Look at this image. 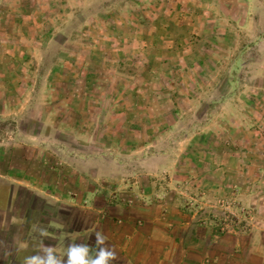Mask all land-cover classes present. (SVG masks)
<instances>
[{
    "label": "rangeland",
    "instance_id": "obj_1",
    "mask_svg": "<svg viewBox=\"0 0 264 264\" xmlns=\"http://www.w3.org/2000/svg\"><path fill=\"white\" fill-rule=\"evenodd\" d=\"M52 82L79 87L56 85L55 93ZM0 86L24 100L0 116V145H31L41 130L39 141L65 145L42 121L61 109L44 99L65 93L104 100L107 130L139 134L69 145L76 158L100 152L121 163L97 184L99 198L62 202L22 192L14 210L24 213V236L55 244L60 264L72 246H87L93 257L100 248L114 252L103 232L125 224L120 209L138 206L161 209L204 263L226 250L250 261L264 256V0H0ZM3 219L0 212V229ZM39 256L46 259L45 249ZM120 258L111 264H124Z\"/></svg>",
    "mask_w": 264,
    "mask_h": 264
},
{
    "label": "crops",
    "instance_id": "obj_2",
    "mask_svg": "<svg viewBox=\"0 0 264 264\" xmlns=\"http://www.w3.org/2000/svg\"><path fill=\"white\" fill-rule=\"evenodd\" d=\"M56 85H59L61 91L65 90L71 93L74 88L79 87L76 82H64L63 84L52 82L49 87L50 90L55 88V93L58 89ZM84 85L94 88L91 82H86ZM0 87H2L0 88V116L3 117L8 113V103L16 101L17 104H20L22 101L24 104V100L10 97L7 95V88ZM44 101L49 106L54 105L61 108L57 113L58 117L53 118L51 113L47 116L43 114L42 121L53 127V129L48 128L49 131L47 133L46 130L45 134L55 139L59 138L65 145L57 142L54 145H48L39 141L40 138L45 137L43 130L33 135L34 138L38 137V141L32 142L31 145L22 141L13 144V146H9L8 143L0 145V212L6 218V221L3 219L4 222L0 229L5 233L2 241L0 238V264H26L28 258L40 257V252L47 248H51L54 253H57L55 244L44 247L38 238L28 237L29 232H26L24 236V213L22 211L19 214V210H14V207L17 204L20 207L25 190L33 198H46L62 202L99 198L100 194L96 192L97 184L107 180V177L113 174L121 164L114 159L111 163L106 162L109 158L100 152H97L98 154L95 156L76 158L69 149V145L71 146L75 139L77 141H81L78 138L91 139L92 141L99 137L131 134L134 136L137 134L136 130H130V128L123 130L118 129L119 127L109 130L105 128L106 119H110L105 109L106 102L104 100L90 97L77 99L65 93L58 97L53 94ZM122 101L124 104L125 100ZM129 106L131 107V103L127 108ZM52 110L53 108H50V111ZM18 113L17 115H20ZM118 113L125 114V112ZM125 115L128 120L132 117L128 113ZM111 116L113 120L119 118L116 111H113ZM39 117L42 118V116ZM89 118L92 120L91 122ZM56 121L59 124L55 123ZM92 122L96 124L97 128L90 132L88 129L76 130L72 127L73 123L87 125ZM145 135L147 136V134ZM25 153H27L26 156ZM113 209H109L110 214L113 213ZM120 213L126 217L125 224L116 229H106L107 232H103V235L118 259L120 260L122 257L124 264H264V256L256 259L250 257L252 259L250 261L249 256L236 257L227 253V250L223 252L222 257L213 256L212 262L204 263L203 252L197 248V244L185 247L183 242L174 236L173 230H170L163 222L161 209L138 206L131 210L120 209ZM139 219H144L142 226L137 224ZM108 223L109 221L106 224ZM5 224H16V228L12 226L13 228L10 229L8 226L5 230ZM107 227L110 228L108 225ZM35 231H40L37 225L32 227V232L35 233ZM206 245L209 246V243ZM203 248L205 247L203 246ZM56 259L58 260V256Z\"/></svg>",
    "mask_w": 264,
    "mask_h": 264
},
{
    "label": "clouds",
    "instance_id": "obj_3",
    "mask_svg": "<svg viewBox=\"0 0 264 264\" xmlns=\"http://www.w3.org/2000/svg\"><path fill=\"white\" fill-rule=\"evenodd\" d=\"M42 234H46L42 231ZM98 244H103L104 237L97 233ZM47 252L46 259L40 257H30L27 259L26 264H60V262L52 255V249H45ZM68 264H111L115 258V253L106 249L100 248L96 256L93 257L89 253L87 246H72L68 250Z\"/></svg>",
    "mask_w": 264,
    "mask_h": 264
}]
</instances>
